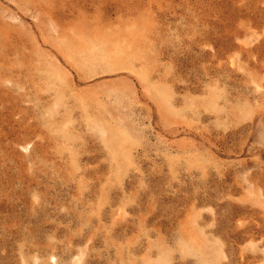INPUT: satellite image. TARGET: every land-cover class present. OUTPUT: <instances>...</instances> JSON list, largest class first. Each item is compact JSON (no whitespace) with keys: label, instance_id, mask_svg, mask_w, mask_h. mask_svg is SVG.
<instances>
[{"label":"rangeland","instance_id":"obj_1","mask_svg":"<svg viewBox=\"0 0 264 264\" xmlns=\"http://www.w3.org/2000/svg\"><path fill=\"white\" fill-rule=\"evenodd\" d=\"M0 264H264V0H0Z\"/></svg>","mask_w":264,"mask_h":264}]
</instances>
